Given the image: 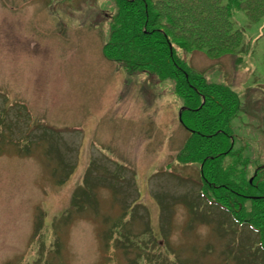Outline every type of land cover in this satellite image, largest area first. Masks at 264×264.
<instances>
[{"label":"rangeland","instance_id":"rangeland-1","mask_svg":"<svg viewBox=\"0 0 264 264\" xmlns=\"http://www.w3.org/2000/svg\"><path fill=\"white\" fill-rule=\"evenodd\" d=\"M116 12V0H0V264H249L251 256L264 264L258 231L203 195L199 166L174 160L179 135L171 141L166 128L164 142L163 125L147 114L158 110L147 85L167 111L173 97L183 102L173 80L131 73L104 56ZM232 20L244 30L245 51L181 56L238 93L231 127L252 180L264 165V17L251 22L240 10ZM125 81L135 103L128 120L113 111L123 108L114 96ZM182 131L185 140L190 132ZM146 133L153 140L140 149ZM84 186L92 199L72 203ZM66 207L74 209L63 230L42 234L44 220Z\"/></svg>","mask_w":264,"mask_h":264},{"label":"trees","instance_id":"trees-1","mask_svg":"<svg viewBox=\"0 0 264 264\" xmlns=\"http://www.w3.org/2000/svg\"><path fill=\"white\" fill-rule=\"evenodd\" d=\"M116 2L104 56L131 73L173 80L174 91L187 106L181 123L190 132L174 160L198 165L203 195L210 192L215 203L229 211L237 223L258 231L264 249V165L255 168L251 180L247 149L236 147L237 136L231 127L240 97L230 85L209 81L181 56L182 52L200 51L211 60H220L245 51L244 30L234 27L232 17L243 10L251 22H258L264 17V0ZM229 157L233 159L226 161ZM85 186L79 188L82 193L74 190L72 203L76 200L80 205L92 199ZM73 209L66 207L57 220H44L39 226L41 233L53 225L62 231L60 223ZM252 261L251 256L248 263Z\"/></svg>","mask_w":264,"mask_h":264},{"label":"crops","instance_id":"crops-1","mask_svg":"<svg viewBox=\"0 0 264 264\" xmlns=\"http://www.w3.org/2000/svg\"><path fill=\"white\" fill-rule=\"evenodd\" d=\"M147 79H148V76H146V81H147ZM154 80H156V79H154ZM131 82L132 83H136L134 80H131ZM122 84L126 85V87L122 88V89L121 88L118 89V93L114 96V100H115L116 103L118 101L117 104L119 106L120 105L123 106V108L122 109H115L113 111H115L116 114H119L120 116H123V117L126 118V120H128L129 119V117H128L129 115H127V112H129V110H133V108L135 106V103H134V101L131 100V96H129L128 94L124 93V91L127 88V82L125 81ZM134 89L137 90L138 93H139L141 88L135 87ZM149 91H151V93ZM145 92H146V94L148 95L149 98L156 99V101L154 103V106L157 107L158 110L156 112H154L152 110L153 105L149 106L147 114H151L152 113L156 117V121L159 123V125L160 126H161V124L163 125L162 129H164L166 131V138H165L164 142H166V140H167V130H166V128L168 129L169 133L171 134V141H173L176 138V136L179 135L178 142L180 141V144H179L178 147H176V152H175V154H177L181 150L182 146L184 145L185 140L187 139V137H185V140H184V134L185 133H183L182 130L185 127L182 125V123L180 121V114L178 112V108H179V106H183V102L179 101V99H177V97H173L172 100L169 101V104H168L169 111H167V110H165L166 107L163 106V104H162L163 100L159 99L158 89L156 87L155 88H150L147 85V88L145 89ZM174 103H177V105H175ZM159 107H162V108L159 110ZM137 112L139 114V117H141L143 115V113H144V107H143V110H142V108H140L139 110H137ZM168 112H169V114H168ZM107 113H109V112L108 111L103 112L102 116L107 114ZM163 113L165 115H163ZM102 116H101V118L99 120L102 122V124L107 125L108 123L102 119ZM165 116H166V118H165ZM153 131L154 130L151 131L152 134H153ZM151 133H146L145 134V138L146 139L141 137V141L139 142L140 149H144L145 147H147V144H148L147 141H152L153 140V137L150 135ZM103 144H105L104 141H103ZM97 152L98 153H96V155L99 157V162L98 163H100L101 157L104 156L105 159H106L105 160V164H107L108 163L107 158H106L107 156L104 153H102L101 151H97ZM170 155H174V154L171 153ZM115 166H116V169L119 168L116 163H115ZM103 168H105V165L103 166ZM94 171H97V170H94Z\"/></svg>","mask_w":264,"mask_h":264},{"label":"water","instance_id":"water-1","mask_svg":"<svg viewBox=\"0 0 264 264\" xmlns=\"http://www.w3.org/2000/svg\"><path fill=\"white\" fill-rule=\"evenodd\" d=\"M205 102V97H203V103ZM187 107H184L183 109H186ZM182 114V110L180 111V115Z\"/></svg>","mask_w":264,"mask_h":264}]
</instances>
